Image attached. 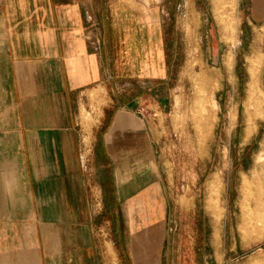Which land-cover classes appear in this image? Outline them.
<instances>
[{
	"label": "crops",
	"instance_id": "1",
	"mask_svg": "<svg viewBox=\"0 0 264 264\" xmlns=\"http://www.w3.org/2000/svg\"><path fill=\"white\" fill-rule=\"evenodd\" d=\"M128 6L0 0V264H164L166 24ZM245 10L264 37V0Z\"/></svg>",
	"mask_w": 264,
	"mask_h": 264
},
{
	"label": "rangeland",
	"instance_id": "2",
	"mask_svg": "<svg viewBox=\"0 0 264 264\" xmlns=\"http://www.w3.org/2000/svg\"><path fill=\"white\" fill-rule=\"evenodd\" d=\"M119 1L133 11L155 13L166 24L163 37L166 59L171 62L172 97L166 133L172 164L167 169L176 179L171 217L176 228L168 238L164 264H264V228L253 231L249 226L250 222L258 226L264 222V211L256 214L255 210L258 205L264 208V162L260 161L264 37L259 26L252 29L245 21L248 0ZM222 24L231 25L236 36L231 70L225 63L231 42L222 37ZM249 59L257 75L251 101ZM201 73L209 75L212 84H206ZM204 106L208 110L204 111ZM204 114L212 116L213 127L210 140L201 148ZM95 121L84 112L82 124L89 136ZM221 155L225 156L223 186L214 199V210H210L207 185ZM243 175L251 181L247 198L253 212L239 202ZM179 203L189 211H180Z\"/></svg>",
	"mask_w": 264,
	"mask_h": 264
},
{
	"label": "bare ground",
	"instance_id": "3",
	"mask_svg": "<svg viewBox=\"0 0 264 264\" xmlns=\"http://www.w3.org/2000/svg\"><path fill=\"white\" fill-rule=\"evenodd\" d=\"M232 18H234V17H232ZM236 24L238 25V23H236ZM220 31H221L222 37L224 39L228 40L229 42H231L230 49L225 56V63L227 65L228 69L231 70V68L233 66V59H234V46H235L234 44L236 41L235 40L236 36L234 37V28L231 25L222 24V26L220 27ZM248 61L250 62V69L252 72L251 80L248 82V99L251 101L252 100L251 99V95H252L251 93H252V91L253 92L255 91L253 89H254V85L256 84V81H257V75L255 73L256 66L251 64L252 61L250 59ZM251 72H250V74H251ZM199 77L206 84H212V81H213L212 78L209 75H207L206 73L199 74ZM206 110H208V107L204 106V111H206ZM210 112H212V114H213V110H211ZM212 127H213L212 116H206V114H204V116L201 118V130H200L201 132H200V137H199V144H200L201 148L205 147L207 145L208 141L210 140L209 138L211 137ZM247 136H249V135H247ZM261 152H262V154H261L260 161L262 163V162H264V142H263L262 147H261ZM223 164L225 165V156L221 155V157L219 158L218 164L215 166L214 172L212 173V175L209 179L208 185H207V188H208L207 207L210 210H214V199L223 186V174L225 175V173H223V166H222ZM249 185H251V181H249V179L246 175H243L241 177L240 192L238 191L239 192V202L244 203L245 207L248 209V211L250 210V212H253V209L251 208V205L249 203V199L247 198V195H248L247 187ZM255 210H256V214H259V213L262 214V211H264V208H262L258 205ZM251 214H253V213H251ZM248 225H249V223H248ZM249 226H250V228L253 229V231L254 230L257 231L261 228L263 230L264 222L262 225H259V226H258V224H254L253 222H250ZM248 233H250V231ZM252 264H259V263L257 261H253Z\"/></svg>",
	"mask_w": 264,
	"mask_h": 264
}]
</instances>
